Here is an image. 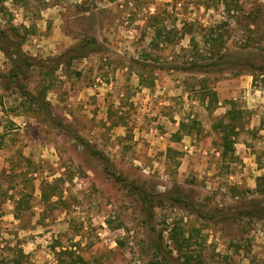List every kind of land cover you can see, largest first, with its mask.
<instances>
[{"label":"rangeland","instance_id":"obj_1","mask_svg":"<svg viewBox=\"0 0 264 264\" xmlns=\"http://www.w3.org/2000/svg\"><path fill=\"white\" fill-rule=\"evenodd\" d=\"M0 28L48 59L21 72L0 49V264H55L60 243L90 264H264V0H0ZM190 49L222 70L168 67Z\"/></svg>","mask_w":264,"mask_h":264},{"label":"trees","instance_id":"obj_2","mask_svg":"<svg viewBox=\"0 0 264 264\" xmlns=\"http://www.w3.org/2000/svg\"><path fill=\"white\" fill-rule=\"evenodd\" d=\"M26 30H28V28H26ZM13 37H15V39L11 38L8 34V30L5 29H1L0 28V49H3L9 56L14 57L15 58V69L19 70V71H23L25 65L26 66H35L37 65V63H41L42 65H39L41 67H45V65L43 63H46L48 59H44L40 62H33L31 60V58L29 56H27L24 52H23V48H22V43L24 41V36H21L17 30H15L12 32ZM215 39V38H214ZM217 40V39H216ZM191 41L194 42L195 41V37L192 36L191 37ZM99 47H101V44L98 42V40L95 37H91V38H86L84 40H82L80 43L71 46L69 48H67L65 51H63L60 55L52 57L51 59H53L56 63V66H61V65H65L67 67H70V64H72V61L76 58L79 57H85L87 56L90 52L92 51H96L97 49H99ZM15 49L13 52L10 51V49ZM192 49H194L192 47ZM192 49H190L192 51ZM188 51V50H187ZM193 53L190 54L189 53V60L187 62H176L173 64H170L168 67L170 69H177V70H182V71H191V72H205V73H209L212 72L214 70H218L221 71V68H215L214 66H219L220 63L216 62V60L214 62H204L201 59V56H203L202 53H200V51L198 50H194L192 51ZM211 54L210 57H214L215 55H217V53L215 51L213 52H208ZM222 55V54H219ZM204 58H206L207 56H203ZM229 60V59H228ZM253 65V64H252ZM214 67V68H213ZM220 69V70H219ZM18 71H15L13 76L15 75V77L18 76ZM264 73V70L263 72ZM205 84H203V93H202V99H206V97H208L209 101H208V105H210V103L214 102V101H219L218 100V94L216 92V90L214 89H209V88H205ZM21 89H23V93L25 94V97L29 98V101L34 104L37 109H41L44 112H48L50 113V105L49 102L46 100L45 98V91L43 92L44 95L38 96L36 94H32L31 91L27 90L25 88V85H21L20 86ZM1 97V95H0ZM233 103V102H231ZM232 112H236V108L232 107L227 111V114H231ZM226 114V115H227ZM49 119L52 121L53 117L51 116V114H49ZM61 123V122H60ZM218 128L219 131H221V145H222V150L221 153L223 155V157L227 156L228 152L232 149V145H233V140L231 138V135L233 134V132L235 131V128L233 127V125L228 124L227 122H225L224 120H222L221 122L218 123ZM79 138L82 140L83 138L81 136H79ZM84 141V140H82ZM85 142V141H84ZM7 170L5 169L3 172H6ZM120 179V177H118ZM123 181V180H122ZM50 185V184H49ZM137 193H139V195L142 197L144 204L148 205H152L153 204V199L150 198V196L147 194L145 189L139 188L137 186H131ZM4 195H6V197L8 196V188H4L3 190ZM42 197H43V201L48 203V204H53L50 203L53 198V196H58V192L57 190H48L46 188H43V193H42ZM3 197L4 200H8L9 198L13 199L14 203L16 204V208H15V212H14V217L17 219H20L22 217V211L21 208H19L20 206H23L25 204V200L22 197H19L15 200V195L11 194L10 196H8L7 198ZM176 201H182L179 198L175 199ZM54 202V201H53ZM57 247H59V249H57ZM74 247L71 244H56L53 245V253L55 254V264H90V261L88 259H86L83 255L77 253L75 250H73ZM17 255L15 257H11L8 259V263L12 264V261H15V263H22L23 262V258H27L26 254H24L22 248L18 249ZM29 264H33V262H30Z\"/></svg>","mask_w":264,"mask_h":264}]
</instances>
